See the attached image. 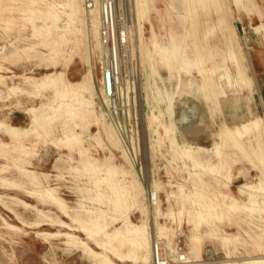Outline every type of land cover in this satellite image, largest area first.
Here are the masks:
<instances>
[{"label": "rangeland", "instance_id": "1", "mask_svg": "<svg viewBox=\"0 0 264 264\" xmlns=\"http://www.w3.org/2000/svg\"><path fill=\"white\" fill-rule=\"evenodd\" d=\"M116 1L120 11L127 17L129 14L131 16L129 32L131 53L122 64V83L127 91L132 90L130 113L128 111V139L125 142L127 147L119 138L132 162L131 164L128 162L127 165L121 157V153L115 151L108 143L107 137L102 134V123L104 121L109 125L111 123L104 116L103 102L100 99V65L97 63V51H93L91 69L94 72V101L96 102L93 115L67 119V123L71 126L75 122L80 125L79 129L75 131L80 136V144L73 148L66 146L61 141L52 144L50 137L39 138L37 136H30L23 142L24 145L33 148L36 152V155L30 158L31 165H26L27 168L38 173H50L51 177L49 179L41 177L42 185H32L17 170L16 165L24 164L23 159L26 158L18 147L13 146L8 154H0V167H4L5 171L2 176L7 178V181L0 180L3 183H0V197H2L0 198L2 200H0V215L9 224L18 228V230L8 228L0 218V264H98V261L94 257L86 255L83 249L66 244L67 239L62 235L69 230L58 226V223L56 224L48 218L40 217L36 209L43 210L53 220H62L74 226L75 229L71 230L72 233L95 253H109L97 246L95 242L88 240L85 233L79 228L80 225L63 215L51 201L41 200L35 194L46 187L56 188L58 197L70 208L72 218H76L77 214H79L77 217L86 218L91 215L87 214V211H96L98 208L107 210L108 206L104 201L113 192L111 189H107L109 185H121L125 182H128L129 185L135 179L137 185L142 186L145 193L150 190L154 197L150 202L149 195H143V193L135 206L132 207L128 202V210L122 214L119 212L110 214L112 217L117 215L118 219L113 222L110 220L111 223L107 231H113L121 226L122 217L119 216L122 215L126 219L128 218L129 225H136L144 218L147 224L146 233L151 236V233L153 235L156 229L154 209L159 207L161 217H158L157 222L173 228L170 236L171 241L168 242V238L163 239L168 248L163 250L160 247V255L166 257L167 264H187L190 261L185 256L187 252H190L188 241L189 236L193 233V225L188 219L189 213L191 215L201 209V206L204 205L202 202L210 201L217 192H225L226 195L236 197L239 203H244L248 201L249 192L253 191L250 188L256 186L259 193H254L259 196L257 197L258 201H264V180L260 179L261 175H264V164L260 165L261 161L253 157L251 158L254 160L243 157L241 159L240 151L235 147L242 137L244 139L238 144L239 146L251 138L252 130L246 131V126L250 123L258 122L264 131V85L262 84L264 81L252 78L254 73L251 64L252 47L247 45L248 38L254 34L264 37V0H201L198 3H195L194 0H150L149 9L142 21H139L138 0ZM187 2L191 4V7ZM212 2H215L218 10L220 7V13L210 7ZM83 4L86 9L87 1L84 0ZM186 7L189 9L184 10ZM22 10H25V5L15 4L11 0H6L0 9V63L5 69H10L9 72L2 70L1 73L7 76L14 74L40 76L47 71L44 69V65L39 68L34 66L38 59L31 58L26 61L20 55L14 56L8 61L1 59L2 55L15 52L17 49L22 50L33 42L31 27L28 25L27 29L23 28ZM206 13H210V17ZM221 14H224V19H228L227 23L220 22ZM7 21L11 23L5 24ZM141 22L142 28H140ZM208 24L214 26L212 38L211 35H207ZM139 28L143 30V36L146 39L150 38L151 30H155L156 35L158 34L157 43L165 50H168L169 40L173 34L184 44L188 43L189 56L196 61L197 56L201 59L200 62L190 70L186 77L179 71V62L176 58L171 61L172 75L170 69L166 67L157 72L148 71L144 68L140 58L141 30L139 32ZM179 36L183 38H179ZM204 39H209V43L212 44L220 42L221 50L216 49V52L213 51L214 54H210L208 58L207 46L204 48L201 45ZM197 43L201 44L195 50ZM91 45L93 49L94 44ZM178 47H182V42ZM40 49L45 51L44 48L40 47ZM213 49L215 50V47ZM232 51H235V57L231 56ZM236 61L241 64L240 68L236 65ZM221 63H223L222 66L219 65ZM87 69L85 64L76 60L68 71V77L72 81H77ZM134 71L135 82L132 83L128 81V74H132ZM189 80L194 83L190 88L188 87ZM6 82V86H0V120H6L13 126L27 127L30 124L27 109L40 107L43 102H47L51 98V93H42L38 96L34 94V96L20 92V90L10 92L8 86L23 89L26 86L22 80L14 77ZM186 86L187 88H185ZM224 96L241 98V100L244 98L252 107L255 106V114L252 118L248 116L243 118L245 122H242L241 118L238 120L229 118L226 123L227 120L221 108V98ZM178 110H182L181 118L178 120V123L182 125L189 123L194 111L198 113L200 117L198 121H201V125L200 123L197 125H200L197 135L181 136L179 141L177 140L175 135L177 122L174 117ZM136 116L138 130L133 127ZM184 116L189 117L187 122H183ZM143 123L147 129L144 138L146 136L148 150L150 149L146 161L141 153L143 133L140 125L143 126ZM62 125L63 122L57 124L55 138L62 135ZM111 128L114 129L112 125ZM136 132H138L137 135ZM0 139L10 142V139L1 131ZM239 146L237 147L239 148ZM109 150H112L113 156L105 159L109 155ZM223 153L226 154L225 158L228 159L230 165L229 177H231V181L228 189L220 186L222 182L225 183L224 179L220 177V173L211 171L209 167H206L207 165L204 166L193 158L197 157L208 165H215L222 158ZM250 156L252 155L250 154ZM92 160L99 162L95 164ZM95 167L102 171H95ZM111 167L114 168L113 171L109 176H106V170H111ZM146 168H148V172ZM123 169H128V177L123 173ZM200 174L205 176L200 179ZM104 177L110 178L111 182L110 180L102 183L97 181L98 178ZM154 181L159 183L157 191H153L151 188ZM6 184L7 186H5ZM194 186L197 188L195 189ZM241 186L244 188V192L240 195L239 188ZM201 187H203V191ZM183 188H185L184 191ZM198 188L199 190H197ZM195 190L196 196H191ZM180 197H184V201L180 200ZM193 197L203 201L201 203L188 202V199L191 201L190 199ZM181 201L182 203H180ZM223 201L224 197H221L216 204H221L224 207ZM22 203L26 205H22ZM183 203H186L185 207L182 206ZM261 212L242 211L241 209L236 214L230 213L227 217L222 218V221L219 220L216 227L204 228L197 232L204 239L202 252L197 258L196 264H259L264 261V213ZM178 218H182L181 226L178 224ZM174 219L177 222H174ZM59 232L61 235H57ZM226 232L232 234L233 237L229 239V242L225 239ZM247 232L250 235H246ZM95 239L100 241L102 238L97 236ZM179 243L183 246L184 251L182 252L177 247ZM165 244L162 246L164 247ZM127 249L128 252L133 251L132 257H128L122 262L113 256L110 258L117 264H138L134 257L136 250L130 241H128V247L126 246L121 251L124 252ZM173 250L176 255L172 253ZM180 257L183 259L180 260Z\"/></svg>", "mask_w": 264, "mask_h": 264}, {"label": "bare ground", "instance_id": "2", "mask_svg": "<svg viewBox=\"0 0 264 264\" xmlns=\"http://www.w3.org/2000/svg\"><path fill=\"white\" fill-rule=\"evenodd\" d=\"M5 1L6 0H0V9L2 8ZM83 1L84 0H11V2L15 4L25 5V10H22L23 28H26L28 25L31 27L32 29L31 40L33 42L29 46L22 48V50L17 49L15 52L2 55L3 57L1 59L3 61H8L14 56H19V55L20 57L23 56L26 59V61L31 58L38 59L35 61L38 62L34 64V66L39 68L44 65V69L47 72L45 74H41L40 76H35L33 74L30 75L14 74L13 76H7L1 73V71L7 70V72H9L8 70L10 69H5L3 67V64L0 63V86H6L7 85L6 80L14 77L22 80L26 88L23 89V88H17L16 86L13 87L8 86L10 92L11 91L17 92L18 90H20V92H26V94L28 95L36 94V96L42 93H51V98L48 99L47 102H43L40 107H32L31 109H27L26 112H28V115L30 117V124L27 127L21 128V127L13 126L6 120H0L1 133L10 139V142H6L3 139H0V154L1 155L8 154L9 150H11L13 146L18 147L21 154L24 155L26 158L23 159V161L25 162L24 164L16 165V167L18 168L17 170H19L20 173L23 174V176H25L28 182L32 185H38V186L42 185L41 177L45 179H49V177H51V174L38 173L34 170H30L27 168L26 165H31L30 158L36 155V152L33 148L24 145L23 142L27 140L28 137L30 136H37L39 138L50 137L51 138L50 142H52V144H54L56 141L58 142L61 141L64 142L66 146L74 148V146L80 144V136L75 132L76 130L79 129L80 125L76 124L77 122H75L74 125L71 126L69 123H67V119H74L82 115L84 117L87 115L88 117H90L93 115V110L95 109L96 102L94 101V95H95L94 72L91 69V65H92L91 62H92L93 51H97V57H96L98 59L97 63L101 66L104 65V58H103L104 52L100 40V18H101L100 1L101 0L100 1L94 0L93 1L94 5L91 9L88 8L85 9ZM149 1L150 0H138V6L140 10L139 21L143 20L147 10L149 9ZM200 1L201 0H194L195 3H198ZM187 3L189 4V2ZM213 3L214 5H212ZM212 4L210 5V7L215 8L217 12L221 10L220 7L218 10V6L216 7L215 2H212ZM185 5L187 6L186 1H185ZM189 5L191 7V4ZM187 9L189 8L186 7L184 10ZM206 14L207 16L210 17V13H206ZM221 16L222 18L220 19V22L227 23L228 19L227 18L224 19V14H221ZM9 23L11 22L7 21L5 24L9 25ZM142 27L143 25L141 22L140 28ZM140 28H139V32L141 30V38H139L140 39L139 46H140V54H141L140 58L142 60V64L144 68L148 69V71L157 72L159 69L166 67L170 69L172 75L173 70L171 68L172 66L171 61L173 58H176L177 61L179 62V71L185 74L186 77L190 72V70L200 62L201 59L198 58L197 56H196L197 61L196 59L192 60L191 57L189 56L188 50L190 48L187 45L188 43L184 44L183 41H181V39L179 40L178 38H175L176 36H173V34L171 35L170 37L171 39L169 40V48L168 50L167 49L165 50L158 45L157 43L158 34L156 35L155 30L152 29L150 38L146 39L143 36V30ZM213 30H214V26H210V24H208L207 35H211V38L213 37L212 34ZM206 31H207V26H206ZM179 38H183V37L179 36ZM209 39H204L202 41V44L200 43L204 48L207 46L208 58L210 54L212 55L214 54V52H216V49L221 50L222 47L220 42L218 43L214 42V44L209 43ZM180 42H182V47H178ZM91 44H94L93 49ZM200 44L199 43L196 44V48L194 47L195 50L198 49V46L200 47ZM40 47L44 48L45 51H42ZM214 47L215 50L213 49ZM233 55L234 57L236 56L235 51L231 52V56ZM76 60H79V62L85 64L86 67H88V69L81 76L79 80L72 81L68 77V71ZM219 65L222 66L223 63ZM236 65L239 68L241 67L239 61H236ZM122 80L123 79L121 78V81ZM188 84H189L188 87L190 88L191 86H193L194 83H192L189 80ZM185 88H187V86ZM180 90H184V89H180ZM188 119H189L188 116H184L183 122H187ZM60 122H63L62 135L55 138L56 127L57 124ZM140 128L142 129V133H143V143L141 147V153L144 156V160L146 161V159H148V156L150 154V149L148 150V143L146 142V136L144 138V133L146 132L147 129L145 128L144 123L143 126L142 124L140 125ZM250 129L252 130L251 138L249 140H246L245 144L242 143L243 145L241 144L242 146L241 145L239 146L238 144L240 142H243L244 138L242 137V140L238 141L236 143V146L235 145L233 146H235L237 150L240 151L241 159L242 157L244 159H251V160H254L251 157L257 158V160L261 161L260 165H262V163L264 164L263 127H261L258 122H254L246 126V131H249ZM153 133L156 132L153 131ZM102 134L107 137V141L110 144V146L115 151L121 153V157L126 161L127 165L128 162L131 164L132 161L129 159L128 151L123 149L122 142L118 134L114 131V129L111 128V125H109L106 121L102 123ZM237 146H239V148ZM252 152L253 153L255 152V154H252ZM250 154L252 156H250ZM253 155H256L257 157ZM112 156H113L112 150H109V155L108 157L106 156L105 159H109V157ZM225 156L226 154L223 153L222 158L215 165H208L207 163L202 162L201 159L197 157H193V158L198 163H201L204 166L207 165L206 167H209L211 171L220 173L221 175L220 177L223 178L225 181V183L222 182L220 186L228 189L229 182L231 181V177H229L230 165L228 159H226ZM92 162L96 164L99 161L92 160ZM113 169H114L113 167H111V170L107 169L106 170L107 174L105 175L109 176L113 171ZM146 169L148 172V168ZM94 170L98 172L102 171V169L99 170L96 167L94 168ZM3 172H5L4 167H0V180L7 181L6 180L7 178L5 179V177L2 176ZM123 173L128 177V169L127 170L123 169ZM153 173H154V169H153ZM203 176L205 175L200 174L199 175L200 179L203 178ZM260 179L264 180V175H261ZM108 180H110L111 182V179L110 178L106 179V177L97 179L99 183H102L103 181L109 182ZM199 182L202 183L201 181ZM158 185L159 183L156 181H154L151 184V188L153 189V191H157ZM198 185L201 186L200 184ZM5 186H7V184ZM257 188L258 187L256 186L250 188L253 189V191L249 192L248 201L244 203L241 202L239 203L236 197L232 195H226L225 192H217L215 194L216 195L215 197H212L210 201L207 200L208 202H204V203L202 202L203 200L199 201V199H195V197H193V199H190L191 201H189L188 199V202L191 203L202 202V204L204 205L201 204L202 205L201 209L197 210L196 212H193L191 215L189 213L190 217L188 219L189 222L193 225V230H192L193 233H191V235L189 236V241H188L189 243L188 247L190 249V252H187L185 254V256H187L186 259L188 258L190 260L188 261L187 264H196V262H198L197 258L200 257V253L202 252L203 239H204L203 236L197 234V232H199L201 229L214 228L216 227L217 222L222 221L221 220L222 218L227 217L230 213L236 214V212H238L241 209L242 211H249V212L262 211L264 213V209H263L264 201L259 202L257 199V197L259 196L255 194L256 192H258ZM107 189L109 190L111 189L113 191L112 193L110 192L112 195L111 196L107 195L108 197H106V201H104L108 206L107 210L98 208L96 209V211H87V214L89 213L91 215L89 217L86 216V218L77 217V215L79 216V214L76 215V218H72L70 215L71 212L70 208L60 197H58L56 193V188L46 187L43 190H39L38 192H35V194H37L41 200L47 199L51 201V203L56 205V207L61 211L63 215L67 216L68 218H71L72 222L75 223L77 222L80 225L79 228L85 233L87 239L92 242H95L97 246L105 249L107 253L109 252L108 254L106 253L98 254L92 251L91 249H89L87 245L78 238V236L72 233L71 230L75 229V227L72 226L71 224H68L62 220H56V219L53 220L43 210L40 209H36V210L40 217L48 218L52 222L56 224L58 223L57 224L58 226H61L69 230V232H66L62 235L65 237V239H67V242L65 243L72 246H78L79 248L83 249L84 253L86 255H90L94 257L98 261V264H117L110 258L111 256H113L115 259L119 260L120 262L124 261L125 259H128V257H132L133 251L128 252V249L124 252L121 251L126 246L128 247V241L132 243L134 250H136L135 251L136 255H134V257L137 259L138 264H151L152 262L154 263L155 255H156L154 244L156 242L158 243L157 254L160 258V247H162L163 250L168 248L165 242H163V239L168 238L169 239L168 242H170L171 241L170 236L173 231L172 227L157 222L158 217H161L159 207H155L154 209L156 229L153 235L151 233V236L147 235L146 233L147 224L144 218L141 221H139L136 225L134 224L129 225L128 218L126 219L125 216L122 215L119 216L122 217L121 226L113 231L110 232L107 231V229L109 228V224L118 219L117 215L112 217L110 216V214H112L113 212L114 214L115 212H119L122 214L123 212L128 210V202L131 203L132 207L135 206L140 201V196L143 193H144L143 195H147V196L149 195V201L151 202L153 192L152 191L150 192L149 190L147 191L148 194L145 193L142 186L140 187L137 185L135 179H133V181H131L129 185L128 182L122 183L121 185L111 184L109 185V188L107 187ZM184 189L185 188H183L182 190L184 191ZM201 189L202 191L204 190L203 187H201ZM197 190H199V188ZM195 192L196 190L192 192L191 196H194L196 194ZM243 192H244V188L241 186L239 188V194L241 195ZM181 195L183 194L181 193ZM221 197H224V201H223L224 207H222L220 203H219L220 205L216 204V202H219V199ZM183 198L180 197V200H182ZM205 198L207 199L208 197ZM180 203H182V201ZM186 203H183L182 206L185 207ZM22 205H26V204L22 203ZM180 213L182 214V211H180ZM0 218H2L1 215ZM2 219L8 228L13 230H18L16 226L9 224L4 218ZM174 222H177V220L174 219ZM178 222H179L178 223L179 226H181L182 218H180ZM40 224L42 223L40 222ZM247 234L250 235L248 232L246 233V235ZM57 235H61V233L59 232ZM97 236H100L102 239H100V241L96 240L95 237ZM129 237H131V239H129ZM257 237L259 239V236ZM231 238H233L232 234L226 232L225 239L228 240L229 242L230 241L229 239ZM160 243L165 244L164 247ZM172 253L176 255V252L174 250L172 251ZM259 264H264V261H261Z\"/></svg>", "mask_w": 264, "mask_h": 264}, {"label": "built area", "instance_id": "3", "mask_svg": "<svg viewBox=\"0 0 264 264\" xmlns=\"http://www.w3.org/2000/svg\"><path fill=\"white\" fill-rule=\"evenodd\" d=\"M86 1L87 8L91 9L94 2ZM100 3V40L104 49V65H100V99L103 102L105 119L110 121L125 145L126 139H128V111L130 113V93L132 90L127 91L121 78L123 74L122 64L131 53L129 39L131 16L128 13L127 17L120 11L116 0H101ZM134 75L135 71L128 74V81L134 83ZM133 124H135L133 125L134 129L138 130L137 116ZM137 134L138 132H136ZM157 244V242L154 244L156 252L154 264H167L166 257L160 255L159 258ZM177 247H179L180 252L184 251L180 243ZM182 259L183 257H180V260Z\"/></svg>", "mask_w": 264, "mask_h": 264}, {"label": "crops", "instance_id": "4", "mask_svg": "<svg viewBox=\"0 0 264 264\" xmlns=\"http://www.w3.org/2000/svg\"><path fill=\"white\" fill-rule=\"evenodd\" d=\"M248 41L249 42H247V45L252 47L251 64H252V70L254 72L252 75L253 76L252 78L258 81L259 80L264 81V37L263 35L256 36L254 34V36L248 38ZM259 44H261L262 46H260ZM262 84L264 85V82ZM221 108L225 114V117L227 120L226 123L228 122L229 118H231V120H238L239 118H241L240 120H242V122H245L243 118H247L246 116H248L249 118H252L253 114H255V110H254L255 106L252 107V105L250 103H247L244 98L243 100H241V98H233L232 96H224L221 98ZM181 114H182V110H178V113L175 114V117H174L175 121L177 122V125H175L176 127L175 135L178 141L181 136L197 135L198 134L197 130L199 129L201 125V121L200 122L198 121V119L200 120V117L198 113H196L195 111L193 112V116H191L189 123H187L186 125L179 124L178 120L181 118ZM229 114H230V117H229ZM14 117L16 119V116ZM199 123L200 125L197 126Z\"/></svg>", "mask_w": 264, "mask_h": 264}]
</instances>
